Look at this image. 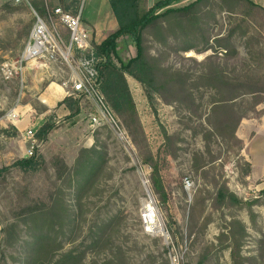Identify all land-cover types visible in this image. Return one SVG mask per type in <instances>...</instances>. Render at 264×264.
<instances>
[{"label":"rangeland","instance_id":"rangeland-1","mask_svg":"<svg viewBox=\"0 0 264 264\" xmlns=\"http://www.w3.org/2000/svg\"><path fill=\"white\" fill-rule=\"evenodd\" d=\"M31 1L21 5L13 0H0V66L9 59L17 58L24 47L28 25L35 18V13L38 15ZM44 1L47 3L46 16H39L52 23L50 16L59 7L60 0ZM156 1L150 0V4ZM192 1L183 0L171 8H181ZM251 1L264 8L260 0ZM53 6H56L55 9ZM76 8L78 13L81 11L82 22L91 34L92 44L101 43L117 28L108 0H76ZM213 27L210 45L215 47L217 39L229 35L231 20L226 13H217ZM57 28L61 29L60 26ZM247 30V37L240 34L232 37L231 43L237 51L234 57H227L224 48H218L217 53L212 49L203 53L191 51L182 53L181 58L172 56L165 65L199 73L201 68L191 60L205 63L211 57H217L229 75L247 72L254 78L263 77V22L257 19ZM247 41L251 43L250 48L246 46ZM251 49L254 52L252 57ZM136 54L137 49L131 39H121L114 62L118 65L127 63ZM152 54L156 55L155 50ZM67 80L68 69L61 65L44 70L28 68L24 82L20 79L5 81L0 76V118L10 116L13 109L28 103L33 107L32 118L37 117L45 111L39 96L49 87L61 88L64 94L63 84ZM130 89L150 151L154 155L158 154L157 161L169 195L168 204L163 206L154 194L150 182L151 169L142 164L140 147L133 142L118 117L111 112L125 130L128 137L126 142L118 140L108 125L93 130L90 119L91 115L98 113V109L92 101L84 99L80 113L73 118L69 117V111L63 107L58 110L57 106L47 116L56 125L49 135L50 142L43 149V154L35 150L36 155L44 158L45 166L28 175L12 169L0 178V264H23L25 260L23 247L29 240L25 227L19 225L20 242L14 248L6 246L3 229L15 223L17 216L23 213V208L29 202L23 197L26 189H29L31 199L46 201L56 187H64L61 183L64 174L56 164L64 163L67 168L72 167L79 151L93 145L106 153L105 168L97 186L99 194L85 196L82 202L84 219L81 222V235L75 243L64 240V249L59 254L75 248L83 250L88 244L90 229L95 224L117 217L120 218L118 233L113 235L109 249L100 255H86L84 264L93 261L101 264L113 260L118 251L123 254L125 264H199L210 247L219 245L225 224L237 219L244 223L247 231L241 247L246 264H264V101L256 107L257 113L252 114L251 96L236 100L238 105H242L241 112L249 116L237 130L241 138L237 137L243 142V150L238 158L220 140L215 139L207 145L200 133L195 134L200 124L206 125L212 98L216 96L211 89H201L195 93L197 102L201 104V123L177 103L166 105L154 96L151 104L135 81L131 82ZM165 133L177 135L181 139L175 145L179 148L175 155L171 153V148L165 146ZM200 165L203 167L196 172V167ZM248 167L251 169L249 176L246 173ZM186 181L190 182V186L186 185ZM216 183L226 184L239 199L252 204V213L245 208L213 210L211 204ZM67 190L66 201L74 207L75 199L72 192ZM199 196L205 198V215L210 217L207 224L197 212L192 211L195 207L197 209L198 203L195 201ZM147 202L155 206L159 219L156 221L157 226L148 227H156L157 232L154 229L149 232L147 225L145 229L146 215L143 216L142 212ZM204 264H232L230 249L213 253Z\"/></svg>","mask_w":264,"mask_h":264},{"label":"trees","instance_id":"trees-1","mask_svg":"<svg viewBox=\"0 0 264 264\" xmlns=\"http://www.w3.org/2000/svg\"><path fill=\"white\" fill-rule=\"evenodd\" d=\"M108 1L117 28L101 43L92 44L93 55L103 60L99 65L100 92L109 110L123 122L133 142L140 147L142 164L151 169L152 190L161 204L166 206L169 195L157 161L158 154L154 155L147 144L128 79L142 87L151 104L154 96L166 105L177 103L195 116L199 123L203 119V114L200 113L201 104L197 102L195 93H199L201 89L214 91L216 96L212 98L209 115L205 119L206 125L200 124L195 134L200 133L207 145L215 139L220 140L227 146L228 151L240 158L243 142L237 137V130L241 122L249 116L241 112L242 105H238L236 100L251 96L253 103L250 111L256 114V107L264 101L262 97L264 76L254 78L247 72L229 75L217 61V57H211L205 63L191 60L201 68L199 73L184 68L177 69L165 63L172 56L181 58L182 53L191 51L203 53L210 49L217 53L218 48L226 49L227 57H234L237 51L231 43L233 35L247 37V29L251 28L257 19L264 25V8L251 0H194L181 8L171 7L183 0H158L154 4H150V0ZM31 6L38 15L46 16L47 3L44 0H32ZM58 6L66 13L78 15L76 0L71 2L60 0ZM55 7L53 6V9ZM221 12L226 13L231 20V29L226 38L216 40L215 48L210 45V38L217 13ZM34 22L35 18L28 25L27 38ZM124 38L131 39L136 46L137 54L127 63L118 65L114 58L117 57L118 42ZM246 46L250 48L251 43L247 41ZM153 50L156 55L152 54ZM253 54L251 49V57ZM90 55V52L86 53V56ZM83 100V95L70 96L64 98L58 106L69 111V117L73 118L80 113ZM54 129L56 125L47 119L35 132L34 137L38 144L46 143ZM18 135L19 132L12 125H8L7 129H0V138H15ZM164 139L165 146L171 148V153L175 155V151L179 150L175 145L181 141L179 136L165 133ZM105 160L106 153L97 148V145L82 148L72 167L67 168L64 163L56 164L64 174L61 182L64 187H56L46 201L31 199L29 189H26L23 197L29 202L23 208V213L17 216L15 223L3 229L6 246L14 248L20 242L19 225L25 227L29 240L23 247L25 249L23 264H84L86 255H100L109 249L113 235L118 233L120 218L117 217L95 224L90 229L89 241L83 250L75 248L59 254L64 249V240L75 243L81 235V222L84 219L82 202L90 193L99 194L97 186L105 168ZM43 166L44 158L35 154L33 157L18 159L10 166L0 168V178L12 169H18L24 175H28L36 173ZM200 167L203 165L197 166L196 172ZM250 172L251 169L248 167L247 176ZM215 185L216 193L211 204L213 210L245 208L252 213V204L239 199L226 184ZM262 185L264 187V183ZM66 189L72 192L75 199L74 207L66 201ZM195 202L198 205L197 209L195 207L192 210L193 213L197 212L207 224L210 217L205 215V198L199 196ZM246 237L244 223L237 219L231 220L225 224V232L219 237V245L210 247L199 264L206 263L213 253H219L224 249H230L232 264H246L247 260L241 255V247ZM90 264L99 263L93 261ZM101 264H125V261L121 251H118L113 260Z\"/></svg>","mask_w":264,"mask_h":264},{"label":"built area","instance_id":"built-area-1","mask_svg":"<svg viewBox=\"0 0 264 264\" xmlns=\"http://www.w3.org/2000/svg\"><path fill=\"white\" fill-rule=\"evenodd\" d=\"M13 1L21 4L28 0ZM50 19L52 23L35 13V22L22 51L17 58L0 66V76L5 81L20 79L24 82L28 68L44 70L54 65L65 66L68 69V80L63 84L65 96L83 95L84 99L92 101L98 109L90 119L93 130L108 125L118 140L126 142L125 130L115 120L100 92L99 65L103 60L93 55L91 36L82 22L81 11L78 15H71L56 8ZM88 52L91 53L89 57L86 56ZM34 136L33 130L26 133L30 143L26 158L33 157L39 147ZM186 185L190 186V182L186 181ZM144 224L145 229L146 225L154 226L147 222Z\"/></svg>","mask_w":264,"mask_h":264},{"label":"crops","instance_id":"crops-1","mask_svg":"<svg viewBox=\"0 0 264 264\" xmlns=\"http://www.w3.org/2000/svg\"><path fill=\"white\" fill-rule=\"evenodd\" d=\"M260 2L264 3V0H260ZM131 82L134 81L128 79L130 87ZM56 95L59 97L57 98ZM64 95L65 91L63 94L61 88L51 89V87H49L44 94L39 96L40 104L45 108V111L41 112L37 117L33 116L32 118L33 107L28 103L13 109V113L10 116H3L0 118V129H7L8 125H12L19 132V135L15 138H0V168L10 166L11 163L15 162L16 158L22 159L26 157V153L30 147V143L26 138V133L28 130L37 132V130L46 123L48 114L52 112L53 109H56L58 103L66 97H64ZM61 108L62 107H59L58 110ZM64 110L66 109L64 108ZM11 118L13 119L11 120ZM243 122L244 120L241 122L240 126H242ZM238 133L237 135L240 137V131H238ZM50 137L51 136L48 137L49 139L46 143L39 145L37 148L39 153L43 154V149L50 142Z\"/></svg>","mask_w":264,"mask_h":264},{"label":"bare ground","instance_id":"bare-ground-1","mask_svg":"<svg viewBox=\"0 0 264 264\" xmlns=\"http://www.w3.org/2000/svg\"><path fill=\"white\" fill-rule=\"evenodd\" d=\"M149 197V196H148ZM143 216H145V219H144V222H149L155 226H157V222H158V216H157V211H156V208L155 206L151 203V202H147L145 203L144 205V209H143V212H142ZM157 221V222H156ZM148 226H151V225H147V228H148V231H152V229H154V231H156V227L155 228H152V227H148ZM157 232V231H156ZM160 232H162V228L160 226Z\"/></svg>","mask_w":264,"mask_h":264}]
</instances>
